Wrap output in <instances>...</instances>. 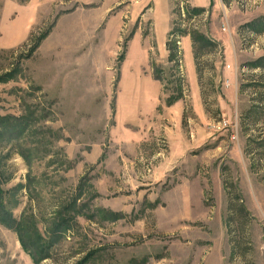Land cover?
<instances>
[{
    "label": "rangeland",
    "instance_id": "1",
    "mask_svg": "<svg viewBox=\"0 0 264 264\" xmlns=\"http://www.w3.org/2000/svg\"><path fill=\"white\" fill-rule=\"evenodd\" d=\"M1 117L0 264H264V0H0Z\"/></svg>",
    "mask_w": 264,
    "mask_h": 264
},
{
    "label": "trees",
    "instance_id": "2",
    "mask_svg": "<svg viewBox=\"0 0 264 264\" xmlns=\"http://www.w3.org/2000/svg\"><path fill=\"white\" fill-rule=\"evenodd\" d=\"M192 11L195 12V13H199L200 10L192 9ZM44 34H47V31H45ZM43 36L44 35H42L40 38H42ZM33 50L34 49L32 48L31 51H33ZM3 81H5V79ZM0 120L3 121L4 119L1 117ZM15 126L12 127V128H15ZM15 132H17V131H15ZM3 133H4V135H2V137L5 136V135L11 136L13 134V132L10 131V129H6ZM0 144H2V142H0ZM2 181H3L2 180V173L0 171V223L2 224V226H5V227H7L9 229H14L17 233H20V234H22L24 236V230L21 228L19 220L14 218L12 213L5 206V203H6V200H7V192H10V190H5L2 187V185L4 184V182H2ZM23 247L27 250L29 255L32 256V258L35 260L36 259L35 250H33L32 247L28 243L24 244ZM80 263L81 262H79V264Z\"/></svg>",
    "mask_w": 264,
    "mask_h": 264
},
{
    "label": "crops",
    "instance_id": "3",
    "mask_svg": "<svg viewBox=\"0 0 264 264\" xmlns=\"http://www.w3.org/2000/svg\"><path fill=\"white\" fill-rule=\"evenodd\" d=\"M167 21H168V18H167ZM164 27H163V30H162L161 35H159V37H158L159 38L158 39V43H159V46H160V50H161V48H163V51L166 52V43L165 42H166L167 33H168V31H169L170 28L168 26H166L165 27L166 29H165ZM183 40H182V47L184 46V49L186 50L185 57H186V59L187 58L189 59L188 66L189 65L191 66L190 72L192 73L193 72V57L191 56V53H190V48H191L190 47V42H189V40H186V39H183ZM179 106H180V103L179 102H176V103H174L171 106V108L178 109Z\"/></svg>",
    "mask_w": 264,
    "mask_h": 264
},
{
    "label": "water",
    "instance_id": "4",
    "mask_svg": "<svg viewBox=\"0 0 264 264\" xmlns=\"http://www.w3.org/2000/svg\"><path fill=\"white\" fill-rule=\"evenodd\" d=\"M211 4H212V1H211Z\"/></svg>",
    "mask_w": 264,
    "mask_h": 264
}]
</instances>
